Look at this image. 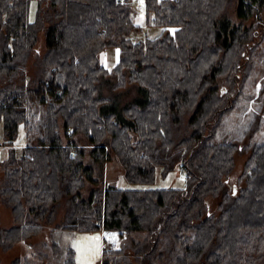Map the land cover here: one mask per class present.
I'll return each mask as SVG.
<instances>
[{"label":"trees","instance_id":"16d2710c","mask_svg":"<svg viewBox=\"0 0 264 264\" xmlns=\"http://www.w3.org/2000/svg\"><path fill=\"white\" fill-rule=\"evenodd\" d=\"M131 1L0 0V121L8 146L0 199L13 218L0 229V249L51 226L117 233L120 245L103 252L102 264H264V143L243 144L259 127L227 131L245 95L251 99L264 0H144L147 21L163 33L136 43ZM112 47L119 60L107 69L100 55ZM101 78H113L115 90L137 84L142 100L109 109L98 96ZM244 152L245 169L232 184L235 155ZM113 157L131 184L154 185L158 170L166 177L183 166L187 185L103 186ZM64 264H76L75 248Z\"/></svg>","mask_w":264,"mask_h":264},{"label":"rangeland","instance_id":"374dc122","mask_svg":"<svg viewBox=\"0 0 264 264\" xmlns=\"http://www.w3.org/2000/svg\"><path fill=\"white\" fill-rule=\"evenodd\" d=\"M134 14L133 19L140 27L139 32H135L130 36L133 42L143 41L147 38H155L163 33V28L150 25L146 18L144 0L131 1ZM36 11V2L32 3L30 19L34 20ZM43 34H41L40 49L43 51ZM120 50L112 47L105 50L100 55L101 62L107 69H111L119 60ZM253 72L247 81V93L250 100L246 101L247 97L242 100L236 112L232 113L230 117L232 122L227 128V131H233L235 135H241L245 129L250 128L249 133L259 127L257 134L249 140H244L243 144L250 142L264 143V41L254 52ZM113 78H101L98 83V96L109 99L107 104L109 109L121 110L124 106L132 102H139L143 98V91L137 84H129L124 89L115 90L113 88ZM262 93V96L260 97ZM107 106H104L107 108ZM260 125V126H259ZM251 134V133H250ZM135 137V135L133 134ZM249 136V135H248ZM82 138V137H81ZM4 128L0 121V165L8 155V146L4 143ZM25 145V132L21 127L20 135L16 141V147L20 150ZM80 145L88 146L84 139H80ZM249 152L243 154L237 153L235 155V167L230 175L232 184H237L239 176L245 169V164L248 159ZM87 157L86 161H88ZM179 167L166 177L158 176L156 182L151 186H141L129 183L124 176V169L119 162L113 157L104 165L102 177L100 182L103 186H116L121 189H145V188H185L187 180L184 176H180ZM96 177L99 175L96 174ZM2 171L0 170V187H1ZM243 184V183H242ZM241 184V185H242ZM218 200L212 202L213 209L216 207ZM63 217V207L58 213L57 221ZM13 224V218L10 209L6 207L0 199V229L9 228ZM84 235L79 232H67L62 230H53L51 226H45L43 231L28 239L22 241L14 246L10 251L3 252L0 249V264H13L17 258L28 259L34 264H64L65 257L70 247L75 248L80 237ZM106 250H114L120 245V237L117 233H106ZM58 246L57 253L54 255L52 245ZM76 250V249H75ZM43 252L51 257L43 258L40 262V253ZM77 258V251H76Z\"/></svg>","mask_w":264,"mask_h":264},{"label":"crops","instance_id":"0c3cea01","mask_svg":"<svg viewBox=\"0 0 264 264\" xmlns=\"http://www.w3.org/2000/svg\"><path fill=\"white\" fill-rule=\"evenodd\" d=\"M159 175L162 176L161 170L157 172V177ZM106 233L110 232H82L84 235L80 237L75 247L77 251L76 264H102L103 252L106 250Z\"/></svg>","mask_w":264,"mask_h":264},{"label":"built area","instance_id":"2783aa9c","mask_svg":"<svg viewBox=\"0 0 264 264\" xmlns=\"http://www.w3.org/2000/svg\"><path fill=\"white\" fill-rule=\"evenodd\" d=\"M122 3H124V0H121ZM179 171H180V176H184L185 177V169L183 168V166H179Z\"/></svg>","mask_w":264,"mask_h":264},{"label":"water","instance_id":"95a60500","mask_svg":"<svg viewBox=\"0 0 264 264\" xmlns=\"http://www.w3.org/2000/svg\"><path fill=\"white\" fill-rule=\"evenodd\" d=\"M237 190H236V187H234V194H236Z\"/></svg>","mask_w":264,"mask_h":264}]
</instances>
